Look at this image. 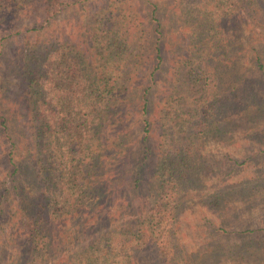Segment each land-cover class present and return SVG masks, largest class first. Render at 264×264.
I'll use <instances>...</instances> for the list:
<instances>
[{
	"label": "trees",
	"instance_id": "obj_1",
	"mask_svg": "<svg viewBox=\"0 0 264 264\" xmlns=\"http://www.w3.org/2000/svg\"><path fill=\"white\" fill-rule=\"evenodd\" d=\"M140 1L146 13L135 0H104L90 13L88 38L78 48L58 39L20 46L9 58L19 75L13 83L4 82L11 76L3 74L0 47V93L13 91L33 168L31 175L21 169L0 104V212L10 211L3 223L13 216L23 229L16 264H136L134 252L148 242L162 253L150 254V264H212L222 256L242 263L258 261L264 250L167 254L188 200L223 205V190L202 181L212 164L202 163L198 148L203 138L224 137L234 117L246 118L257 103L248 102L255 89L238 75L231 89L224 86V62L232 61L233 29L243 23L264 40V0H174L167 12L175 11L179 48L168 73L170 15L156 1ZM33 4L41 12L33 28L52 25L63 8L60 0H0V21ZM248 53L263 88L262 54L255 47ZM248 185L242 179L237 186L246 192Z\"/></svg>",
	"mask_w": 264,
	"mask_h": 264
},
{
	"label": "rangeland",
	"instance_id": "obj_2",
	"mask_svg": "<svg viewBox=\"0 0 264 264\" xmlns=\"http://www.w3.org/2000/svg\"><path fill=\"white\" fill-rule=\"evenodd\" d=\"M63 7L52 25L43 28L34 27L33 18L41 15V12L35 10L34 4L29 11L20 12L16 17H2L0 21V47L4 51V70L3 74H10L9 80L5 83L18 80V73L14 71L9 58L15 59V54L20 46H29L31 43L47 44L49 40L55 39L62 43L78 48L82 45L84 39L88 38L89 28L92 21L90 13L99 8L104 0H60ZM160 4L161 9L165 10L164 15L169 14L170 19L167 25V51L165 59L167 60V73L172 66V51L179 48L177 39L179 23L174 21L173 13L167 7L173 9L171 3L174 0H153ZM140 9L143 7L144 13L147 12L146 4L142 1L136 2ZM36 5V4H35ZM174 10V9H173ZM163 12V11H162ZM172 13V15L170 14ZM39 20V19H38ZM233 32L235 39L234 49H231L232 61L226 60L227 65L224 86L233 87V73L238 75L239 80L248 82L255 89L254 95L248 94V102L254 107L245 116H235L234 122H230L222 138H203L200 141L198 152L202 163L208 164L210 172L202 175V181L206 184L212 183L223 190V205L220 208L212 209L194 200L184 201V206L179 210L180 222L175 226L174 234L170 244L167 245V254H254L250 252L251 245L254 247L264 246V87L257 81L256 75L252 69L251 55L248 50L250 47L256 48V51L262 54L264 61V40H259L256 31L243 23L242 27H236ZM241 41H240V40ZM176 40V41H175ZM234 53L237 62H233ZM233 62L234 66L229 69L228 66ZM251 65V67H250ZM254 67V66H253ZM255 68V67H254ZM16 73V75H15ZM6 75H3L6 78ZM15 78V79H13ZM251 90L248 89V92ZM11 88L1 92L0 104L3 112L8 116L10 125L13 128L12 134L16 140L17 153L15 157L21 164V169L26 170L29 175L33 174L32 165L25 155L27 153V139L23 134L24 118L15 111ZM238 92V91H237ZM131 127L136 124V112L129 118ZM154 126V125H153ZM225 132V131H224ZM156 130L152 129L151 139L156 138ZM5 166L4 150L0 147V179L3 175ZM146 176L143 182H149L151 168L145 170ZM245 180L247 186L246 192H240L239 181ZM3 207H8L4 203ZM9 212H0V264H16L20 261V248L22 247L20 237L22 238V228L19 223H15L13 216L9 221L3 223L2 218L8 220ZM248 228L247 233L240 234L241 231ZM170 232L167 233V235ZM84 242V240H82ZM220 244L217 249L215 246ZM238 248L241 250L238 251ZM214 250H216L214 252ZM260 250H256L259 254ZM136 254V264H150L148 259L150 254H162L157 243L148 242L134 252ZM24 258V256H22ZM169 257V256H168ZM144 258V259H143ZM152 259V258H151ZM149 259V260H151ZM14 260V261H13ZM242 263L222 256L221 259L212 264H264V250L260 254L258 261L253 257H246ZM25 258L23 259V263ZM28 261V260H27ZM28 264V263H27ZM37 264V263H31ZM58 264V263H55ZM69 264V263H67Z\"/></svg>",
	"mask_w": 264,
	"mask_h": 264
}]
</instances>
